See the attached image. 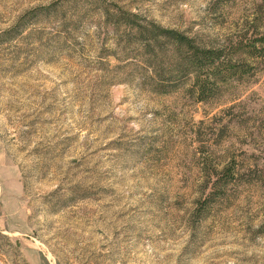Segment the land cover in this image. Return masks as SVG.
Returning a JSON list of instances; mask_svg holds the SVG:
<instances>
[{
	"label": "rangeland",
	"instance_id": "rangeland-1",
	"mask_svg": "<svg viewBox=\"0 0 264 264\" xmlns=\"http://www.w3.org/2000/svg\"><path fill=\"white\" fill-rule=\"evenodd\" d=\"M149 21L237 72L200 100ZM262 35L264 0H0V264H264Z\"/></svg>",
	"mask_w": 264,
	"mask_h": 264
},
{
	"label": "trees",
	"instance_id": "trees-1",
	"mask_svg": "<svg viewBox=\"0 0 264 264\" xmlns=\"http://www.w3.org/2000/svg\"><path fill=\"white\" fill-rule=\"evenodd\" d=\"M132 16L136 17V15ZM137 27L141 35L147 32L151 34L148 47L152 46L162 50L160 46L164 42H168L175 49L173 50L175 54L169 56L171 67H175V71L185 76L192 75L194 77L196 85L200 87V100L207 98V96H203L210 88V84L215 85L218 80H226L225 75H222L225 70L233 72V74L237 72L235 70L238 66L233 63L230 53H227L225 48L204 45L197 38L176 29L163 27L155 21H149L146 22V25L140 24ZM258 42H260L259 48L264 47V35ZM254 49L259 50L256 46ZM162 52L164 51L162 50ZM155 57L157 58V55Z\"/></svg>",
	"mask_w": 264,
	"mask_h": 264
}]
</instances>
